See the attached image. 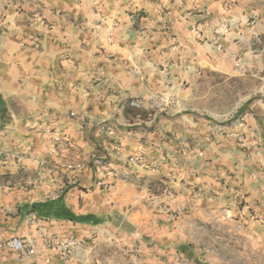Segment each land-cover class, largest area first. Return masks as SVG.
Wrapping results in <instances>:
<instances>
[{
    "label": "crops",
    "instance_id": "obj_1",
    "mask_svg": "<svg viewBox=\"0 0 264 264\" xmlns=\"http://www.w3.org/2000/svg\"><path fill=\"white\" fill-rule=\"evenodd\" d=\"M240 69L264 71V0H0V179H37L66 139L106 163L69 186L0 181V264H213L193 244L214 203L264 229V151L215 149L221 137L263 143L264 111L216 133L199 106L213 97L204 74ZM152 94L172 97L165 112L130 107ZM165 183L172 196L156 194ZM14 237L36 253L20 261ZM70 239L65 262L56 245Z\"/></svg>",
    "mask_w": 264,
    "mask_h": 264
},
{
    "label": "rangeland",
    "instance_id": "obj_2",
    "mask_svg": "<svg viewBox=\"0 0 264 264\" xmlns=\"http://www.w3.org/2000/svg\"><path fill=\"white\" fill-rule=\"evenodd\" d=\"M209 20L213 21L215 19ZM217 26L218 24H216V28ZM223 53L222 50H213L212 55L221 57ZM218 68L221 69L222 67ZM201 79V89L213 92V97L200 98V110L204 116L214 121L217 129L216 133L218 131H220L219 133L223 132L217 125L229 124L235 120V125H232L235 128L239 125V122H243L239 121V118L244 110L254 113L264 111V71L261 74H255L240 69L231 75L213 71L204 74ZM207 105L208 112L206 110ZM260 121L264 124V118H261ZM49 133L55 134V131H49ZM228 133L229 131L225 132L227 135ZM236 133V137L241 135L235 130L231 131V137ZM65 142V150H57L58 147H56V157H45L43 162L39 163L38 169L34 170L37 171V179L34 177L30 179L31 174L28 172H8L4 174L3 179H0V181L19 189H29L36 182L38 185L49 182L56 184L65 182L69 186L67 180H74L75 175L81 173L83 169L92 167L93 171L97 173V168L100 167V163L97 161H100L103 165L106 164L104 159L98 160L100 158L99 153L97 154L94 151L86 157L82 148H79L75 142L70 139H66ZM215 143L216 155L225 151L237 153L257 152V146L264 151V135L263 143L254 144L255 146L243 144L242 139H229V141H226L222 137ZM94 155L96 158L93 157ZM166 179L170 181V178ZM164 190L167 191L168 196H172L175 192L174 187H171L169 183H165L162 185V189L156 190V194L161 196ZM211 208L213 214L209 216V220L204 219L198 225L199 241L193 244L194 246L199 245L202 256H205L213 264H264V254L263 256L258 254V251H264V229L260 227V224L249 223L252 221V216L248 217V220L251 219V221L245 223L239 213H230L227 211V206L223 207L218 203H214V207ZM174 211L178 214L179 210H172V212Z\"/></svg>",
    "mask_w": 264,
    "mask_h": 264
},
{
    "label": "built area",
    "instance_id": "obj_3",
    "mask_svg": "<svg viewBox=\"0 0 264 264\" xmlns=\"http://www.w3.org/2000/svg\"><path fill=\"white\" fill-rule=\"evenodd\" d=\"M229 23L226 20H219L218 26L215 30V35L222 36L224 35V31H227L229 29ZM194 33L197 37H202L203 33L198 28H193ZM172 97H165L161 94H152L148 99H132L129 101V105L132 108L141 109L145 107L146 105L156 113L159 112H165L168 109L169 102L171 101ZM96 158V156H93ZM104 159L103 157H100L98 160ZM138 158L130 157L129 161L130 163H137ZM100 163V167L97 168V171L99 172L101 168L104 166L101 164L100 161H97ZM98 186H104L108 187L109 185L105 183L102 179L98 180ZM48 243L53 245V242ZM8 248L15 252L17 254V257L20 261H24L27 257L33 256L36 253L35 248L26 240L20 237H14L6 244ZM57 248L60 250V258L62 261H69V259L75 254L76 252V243L70 239L67 241L59 242L57 245ZM3 244H0V248H3Z\"/></svg>",
    "mask_w": 264,
    "mask_h": 264
},
{
    "label": "trees",
    "instance_id": "obj_4",
    "mask_svg": "<svg viewBox=\"0 0 264 264\" xmlns=\"http://www.w3.org/2000/svg\"><path fill=\"white\" fill-rule=\"evenodd\" d=\"M72 218H74V216H71ZM200 264H202V263H200Z\"/></svg>",
    "mask_w": 264,
    "mask_h": 264
}]
</instances>
